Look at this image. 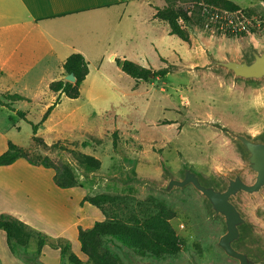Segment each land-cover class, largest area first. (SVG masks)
Masks as SVG:
<instances>
[{
    "label": "rangeland",
    "instance_id": "1",
    "mask_svg": "<svg viewBox=\"0 0 264 264\" xmlns=\"http://www.w3.org/2000/svg\"><path fill=\"white\" fill-rule=\"evenodd\" d=\"M229 1L239 4L251 20L249 31L212 34L205 30L198 7L178 3L191 11V21L181 23L189 34V42L172 36L170 52L158 50V59L141 63L152 72L168 71L162 77H150L148 82H136L124 74L118 76L116 63L110 64L102 53L107 47L117 49L129 36L135 38L134 47L146 49L145 37L154 39L151 26L143 22L148 17L146 8L135 14L129 9L123 14L113 10L100 17L81 19L63 32H58V28L45 30L51 43L54 44L53 37L61 35L78 42L88 53V74L79 97H60L36 134L48 147L34 151L58 167L71 170L83 210L79 229H89L107 216L126 213L107 207L99 209L82 201L102 193L131 196L172 212L169 222L180 238V251L175 256L155 258L118 241H108L107 247L118 264H238L217 246L225 233L224 221L213 214L199 192L190 185L169 193L157 189L169 178L181 180L187 170L194 172L204 185L218 190L224 189L225 177H231L233 172H241L247 184L254 180V173L246 167L245 152L232 134L264 142V80L235 79L224 69L209 64L211 58L250 61L253 52H264V1ZM163 3L156 0L157 5ZM163 33L162 28L156 30L157 41ZM3 94L0 91V99ZM56 97L53 94L50 102ZM23 98L25 101H18L13 107L26 111L28 122L1 107L0 129L7 128L6 122H10L12 127L5 131L9 141L29 149L33 146L30 124L39 122L49 102L43 101L46 94L35 100L31 96ZM80 155L97 159L99 167L79 163ZM231 201L247 220L235 247L264 264V188L251 196L239 193ZM22 202L32 210L42 209V215L33 213L26 219L43 229L44 232L33 230L45 235L47 243L38 257L34 256V244L25 249L13 245V252L5 241L1 247H7L8 255L23 264H55L57 259L58 264H68L56 249L67 241L55 240L65 224L47 215V210L55 211V206L39 195ZM77 244V240L74 247L69 244L71 252L86 263ZM4 261L11 264L8 259Z\"/></svg>",
    "mask_w": 264,
    "mask_h": 264
},
{
    "label": "crops",
    "instance_id": "2",
    "mask_svg": "<svg viewBox=\"0 0 264 264\" xmlns=\"http://www.w3.org/2000/svg\"><path fill=\"white\" fill-rule=\"evenodd\" d=\"M153 1L0 0V91L4 94L31 96L34 100L40 94H46V99L44 98L43 101H48L50 105L53 94L56 93L49 91L48 87L54 81L64 80L62 64L65 59L72 53H80L87 62L88 53L78 42L61 35L53 37L54 44L51 43L46 37L48 35L46 31L55 28H58V32L67 31L72 28V23L75 21L100 17L113 10L121 14L127 9L132 14L144 8L149 11L147 19L143 22L151 26L154 39L145 37L148 40L146 49L134 47L135 38L129 36L122 40L117 49L107 47L102 52L110 64L115 63V59L129 60L145 68L141 63L158 59V50L170 52L173 36L170 35L168 26L154 17V7L162 8L164 3L157 5L156 0ZM247 5L252 6L251 3ZM43 26H46V29ZM158 28H162L164 32L159 36L160 41L155 38ZM165 37H168L167 40ZM114 70L118 76L124 74L117 64ZM6 123H8L7 128L3 126L0 129V155L6 151L10 142L5 131L12 125L10 122ZM36 195L55 206V211L47 210V215L57 221L62 220L65 224V227L56 234L55 240L67 241L73 246L74 240L78 241V230L83 219V210L80 207L81 196L77 189L58 188L50 169L30 165L22 159L0 167V215L11 216L32 229L44 232L30 219H26L33 213L42 215V209L32 210L22 202ZM69 229H72L71 233L68 232ZM2 241H5L7 246L6 235L0 231V264H5L4 259H8L11 264H23L8 255L7 247L5 250L1 247ZM77 250L80 251L79 241ZM58 263L59 259L55 264Z\"/></svg>",
    "mask_w": 264,
    "mask_h": 264
},
{
    "label": "trees",
    "instance_id": "3",
    "mask_svg": "<svg viewBox=\"0 0 264 264\" xmlns=\"http://www.w3.org/2000/svg\"><path fill=\"white\" fill-rule=\"evenodd\" d=\"M163 1L164 6L162 8L154 7V17L168 26L170 35L176 36L183 42H189L190 38L181 23L190 22L192 16L188 15L191 12L190 10L178 6V3H192L199 9L198 3L232 12L241 10L238 5L229 0ZM114 61L119 65V59ZM120 69L136 82H148L151 73L155 78L162 77L168 73L166 69L152 72L129 60H123ZM62 70L63 76L72 74L75 82L72 84L59 79L49 85L48 90L58 94V96L46 108L39 122L30 124L33 146L29 149H23L8 142L6 151L0 155V167L11 165L22 159L30 165L52 169L54 171L53 181L55 185L60 189H70L77 187L78 183L69 168L65 166L58 167L47 156L42 157L34 154L36 149H46L48 147L41 138L37 137L38 129L46 121L52 109L58 104L61 96L69 99L79 97L80 86L88 74L87 62L80 53L69 55L62 64ZM18 101H25V98L18 94H3L2 99H0V106L8 111L15 112L19 119L28 122L26 120L27 112L16 111L13 107ZM78 162L94 169L99 167V161L87 155H80ZM82 201L99 209L104 210L107 207L114 210H125L126 213L122 215L116 213L107 216L103 221L95 222L89 229L78 230L80 252L87 258L86 263H83L71 252L69 243L65 242L63 245L56 246V249H59L60 258L66 260L68 264H118L117 259L107 247V242L114 240L155 258L175 256L180 251V238L175 234L169 222L172 212L164 206L138 201L131 196L107 193L88 196L83 198ZM245 225L240 226V231L244 229ZM0 231L5 233L7 245L12 252L13 245L25 249L34 244V256L38 257L42 247L47 243L45 235L8 215H0ZM239 239L235 242V245H237Z\"/></svg>",
    "mask_w": 264,
    "mask_h": 264
},
{
    "label": "water",
    "instance_id": "4",
    "mask_svg": "<svg viewBox=\"0 0 264 264\" xmlns=\"http://www.w3.org/2000/svg\"><path fill=\"white\" fill-rule=\"evenodd\" d=\"M121 64L122 61L119 63L120 68ZM209 67L224 69L235 79L261 81L264 80V52H253L250 61L231 58L219 61L211 58ZM153 76L151 73L150 77ZM64 80L72 84L75 82L72 74L64 76ZM232 137L245 152L246 167L254 173V180L251 184H247L242 179L241 172H233L231 177H225L224 189L218 190L204 185L194 172L187 170L181 180L169 178L164 186L157 187V189L169 193L175 188L192 186L209 203L213 214L221 216L224 221L225 233L217 242L221 251L238 264H260L235 247V242L240 237V226L246 224L247 220L231 199L238 197L239 193L251 196L264 188V142L255 141L244 134H232Z\"/></svg>",
    "mask_w": 264,
    "mask_h": 264
},
{
    "label": "built area",
    "instance_id": "5",
    "mask_svg": "<svg viewBox=\"0 0 264 264\" xmlns=\"http://www.w3.org/2000/svg\"><path fill=\"white\" fill-rule=\"evenodd\" d=\"M197 5L200 7V16L204 20L205 30L212 34L216 32L228 34L247 33L249 27L252 25L251 20L241 10L232 12L217 7L206 6L202 3H198Z\"/></svg>",
    "mask_w": 264,
    "mask_h": 264
}]
</instances>
